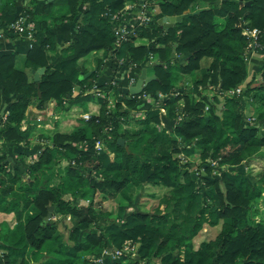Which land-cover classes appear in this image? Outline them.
Wrapping results in <instances>:
<instances>
[{"label":"trees","instance_id":"trees-1","mask_svg":"<svg viewBox=\"0 0 264 264\" xmlns=\"http://www.w3.org/2000/svg\"><path fill=\"white\" fill-rule=\"evenodd\" d=\"M34 1L25 0L19 14L34 22L31 47L0 52V108L5 96L12 98L0 122V211L15 215L0 223V264H264V221L251 206L264 168L254 182L249 177L264 158V56L247 81L249 37L241 26L260 28L264 39V0H148L163 16L182 18L172 25L157 16L133 19L120 40L110 13L141 0H50L40 12L29 5ZM17 9L16 0H0L4 29ZM66 20L77 28L64 45L55 26ZM93 51L100 53L87 75L83 59ZM149 54L157 58L149 66L156 78L142 93L158 98L165 113L124 91L118 78L112 82L126 65L142 72ZM105 58L114 76L101 81ZM194 71L200 75L192 83L175 85L178 73ZM77 84L82 90L74 94ZM200 86L216 93H201ZM237 86L242 91L225 95L220 107L219 90ZM49 100L75 111L78 122L63 130L58 121L45 129L27 120L31 104L44 109ZM248 106L256 111L252 121ZM141 108L143 116L135 113ZM120 137L131 141L129 148ZM19 144L24 148L10 159L9 147ZM148 184L167 188L153 210L138 203ZM99 194L122 195L127 203L108 210L98 205ZM50 204L62 217L46 218ZM61 222L69 224L67 236ZM128 239L138 246L135 255L103 262L91 256Z\"/></svg>","mask_w":264,"mask_h":264},{"label":"built area","instance_id":"built-area-1","mask_svg":"<svg viewBox=\"0 0 264 264\" xmlns=\"http://www.w3.org/2000/svg\"><path fill=\"white\" fill-rule=\"evenodd\" d=\"M160 10L159 5L157 4H151L148 2V0H141L137 5H134L132 3H128L123 10H118L115 12L110 13L112 15L113 19V28L115 30V33L118 36V40L120 38L124 37L127 35L130 31L128 28L129 23L133 19H140L142 21H148L153 18V16H156L158 11ZM152 14V15H151ZM131 26L133 23L131 22ZM242 30L243 33L246 34L249 37V43L245 51V58L248 60L249 65L253 60V55L255 52H260L263 56L264 53L262 52L264 50V39L261 37V29L258 27H252L246 22H241ZM10 30L17 33V34H23L25 30H27V33L31 34V30L34 27V22L30 19L28 20L26 15H18L16 18H14L12 21L9 23ZM157 58L154 57L153 54H149V56L144 60L142 63L144 68H149L150 64L153 61H156ZM125 62V61H124ZM134 65H126L125 68L121 71H119L118 78L122 77L127 79L128 81V86H133L137 83L141 72L138 73H131L132 67ZM120 74V75H119ZM116 78L112 79V82H116ZM242 86H237L233 88H229L227 90L220 89L219 93L221 96L225 95H232V94H239L242 91ZM93 92H95L98 95H103V92L99 91V89L94 85L93 87ZM200 91L201 93H204V88L200 86ZM139 94V98L143 97L147 102H150L152 104L161 106L162 104L159 102L158 98H155L154 96L147 94V93H142V91ZM158 96L162 97V94L159 93ZM58 107L57 101L56 100H49L47 102L46 107L43 109L42 115H39L35 119L45 125H48L50 122V119L53 118V116L56 114V111L54 108ZM163 107V106H161ZM208 107V106H207ZM164 111V108L162 109ZM135 113L137 115L142 116V111L136 110ZM81 117L83 118H89L90 114L88 112H84L81 114ZM254 117H249L248 120L252 121ZM84 146L86 147L88 145V142L83 143ZM95 147L98 149H102L104 147V144L101 139H96L94 141ZM113 155V154H112ZM184 159L186 160L187 157L184 156ZM57 218L62 217V214L57 213L56 214ZM67 222H70L71 217L70 215L66 216ZM137 244L133 242L132 240H126L124 244L121 247H115L111 248L106 246L105 248L102 249V251L98 254L96 258H94L95 261L97 262H103L105 258H119L122 255H135L137 253Z\"/></svg>","mask_w":264,"mask_h":264},{"label":"crops","instance_id":"crops-1","mask_svg":"<svg viewBox=\"0 0 264 264\" xmlns=\"http://www.w3.org/2000/svg\"><path fill=\"white\" fill-rule=\"evenodd\" d=\"M47 1H50V0H35L34 2H29V5L34 6L36 12H40L42 7H43V4ZM16 3L18 6V9H17V11L10 14L9 22L12 21L16 16L21 14L22 9L26 5L25 0H16ZM88 6H89L88 3H82L80 5L82 10L87 9ZM58 7L59 6H57V9H58ZM156 16L160 17V18L163 16L161 14V9L158 11ZM55 28H56V31L58 34L59 42L61 44L67 45L70 42V40L72 39V37L76 31L77 24L75 23L74 20H66V21L61 22L58 25H56ZM31 44H32V35L31 34H29V33L17 34L13 31H11L10 29H4L3 25H2V21L0 19V52H11L14 50L26 52L31 47ZM91 53L93 55L91 59H89V60H87L85 58L83 59L85 65L89 68L88 72H90V73L94 70V68L96 66V58L100 52L99 51H93ZM262 59H263V55L260 52H255V54L253 55V60L250 63V70H249V76L247 78V81L252 79V77L254 76V73H255V66H256V64L260 63ZM104 60H105V64H104V69H103L102 75L100 76V80L101 81H108V80H111L113 78L114 71L110 66L111 65L110 61L107 58H105ZM203 61H204L203 62L204 66H207L210 62V58H204ZM127 62H128V60L125 59V64H127ZM147 74H149V75L153 74L152 72H150L149 68H147ZM199 75H200V72H198V71H194L191 74L178 73L176 75V78L174 81L175 85L179 88H182L185 84L192 83ZM116 76H117V78L119 77L118 74H116ZM256 77L259 78V80L261 79V76L259 73H256ZM118 80H119V84L122 87H129L127 79L120 77V78H118ZM81 90H82L81 85L77 84L73 88V93L77 94ZM211 91H213L211 89V87L204 88V93H206V94L210 95ZM11 100H12V98H10V97H6V96L4 97L3 105L0 108V122H1L2 118L6 117L7 106ZM222 103H223V101L221 100L220 104H222ZM33 105L34 106L32 108H30L29 111L27 112V120L36 123L39 127L40 126L41 127H48V129H51L52 126L54 127L55 122H57L58 120H55V122H52V118H51L48 125H45V124H43V123H41L35 119V117L37 118L39 115H42L43 109L37 108L36 104H33ZM161 106H163V107H161ZM161 106H159L160 109L162 110L164 108V113L167 112V109L165 108V106L164 105H161ZM248 108H250L251 110L253 109L252 106H248L246 108L247 113H248ZM54 109L56 111V114L54 116H57L58 114H60L59 117L61 116L60 117L61 122L60 123L58 122V125H60L61 129L66 130L65 127L67 125H70L72 123L75 124L78 122L77 118L79 115L75 111H73V110H69V111L68 110L67 111L62 110L59 113V110H60L59 107H56ZM139 110L142 111L143 109L141 108ZM142 113H143L142 114V116H143L144 112L142 111ZM248 115H249V117L250 116L254 117L253 114H248ZM74 120H75V123H74ZM34 140H35V142L38 141V140L36 141V139H33V141ZM23 146H24L23 144H19L17 146L9 147L10 148V151L8 152L10 154L9 158L10 159L15 158L17 156L16 152L18 150L23 149L24 148ZM36 157H37V153H32L29 156V159L32 160ZM0 217H2L1 218L2 221L8 220V219H11V220L13 219L12 221H14V219H15V215L13 212L0 211Z\"/></svg>","mask_w":264,"mask_h":264},{"label":"rangeland","instance_id":"rangeland-1","mask_svg":"<svg viewBox=\"0 0 264 264\" xmlns=\"http://www.w3.org/2000/svg\"><path fill=\"white\" fill-rule=\"evenodd\" d=\"M92 56H93L92 53H90L85 57V59L89 60L92 58ZM150 72H151V70H150ZM198 72H200V71H198ZM255 81L258 82L259 78L256 77ZM211 89L213 90L210 93V95L212 96L216 93V89H214L212 87H211ZM221 100L223 101V103L219 104L220 107L223 106V104L225 102V96H222ZM114 103H115V100L111 98L109 100V105L111 106L112 109L114 108ZM61 111H62V109L59 110V113ZM248 114L255 115L256 111H254V109L251 110L250 108H248ZM59 115L60 114H58L57 116H53L52 122H55V120H58V122L60 123L61 122V118H60L61 116L59 117ZM74 123H75V120H74ZM73 125L74 124L72 123L70 125H67L65 128L66 129L71 128V126H73ZM43 128L48 129V127H43ZM52 128H53V126H52ZM38 132L40 133L39 130H38ZM44 132H47V130H44ZM194 164H196V160L194 161ZM263 168H264V158L262 159V161H260V164L254 166V170L252 172H254L253 174H255V176L249 175V177L251 178V180L253 182L256 180V174L258 172H260ZM243 169H244V171H246L248 173L247 168H243ZM260 186H261L260 191H258L259 188H257L255 191V196L253 198L251 206H252L253 211L255 212V219L258 221H264V184L263 185L260 184ZM165 190H166V187L159 186V185H153V184H148L145 187H143L141 189V196H140L139 202H138L140 207L144 210H153L154 207L158 204L159 198L163 195ZM82 201L85 202L84 200H82ZM97 202H99L98 205L101 206L102 208H105L108 210H113V211H120L119 210L120 205L122 203H127V200L124 199L122 197V195H118V196L113 197V198H105L101 194H99L97 196ZM128 209H132V208L129 207ZM54 213H55V211L53 212V215L51 218L58 219L56 216V213L55 214ZM1 218L2 217H0V223L2 221ZM12 220L8 219L7 221L12 222ZM68 225L69 224H67V226ZM67 226L64 222H61L58 225V230L61 232H64L65 236L68 235V227ZM99 253H100V251L98 252V250L93 251V254L91 255L92 258L93 259L96 258Z\"/></svg>","mask_w":264,"mask_h":264},{"label":"water","instance_id":"water-1","mask_svg":"<svg viewBox=\"0 0 264 264\" xmlns=\"http://www.w3.org/2000/svg\"><path fill=\"white\" fill-rule=\"evenodd\" d=\"M217 1H220V0H217ZM240 2H243V0H240ZM247 3H250V1H247ZM187 11H190V10L188 9ZM181 18H182L181 15H177V16L176 15H172V16H162L161 18H159V20L161 22H163L165 25H172L176 20H180ZM175 56H176V49H174L173 52H172V57H175ZM44 69H45V67H40V68H38L37 70L34 71L35 72V79H39L40 78L41 73L43 72ZM89 74H90V72L87 73V75H89ZM152 78H156V75L155 74H150V75L147 74V69L144 68L143 71L140 74V77H139L137 83L135 85H133V86L123 87V89L127 93H133V94L134 93H140L143 90L146 82L148 80L152 79ZM33 106L34 105L31 104L30 108H32ZM29 109L27 110V112L29 111ZM119 142L121 144H125V146L127 148H129V145L131 143L130 140H126L123 137L119 138ZM48 209H49V211H48V214H47L46 218L50 219L52 217V215H53L55 206L53 204H50L48 206ZM33 264H36V263H33Z\"/></svg>","mask_w":264,"mask_h":264}]
</instances>
